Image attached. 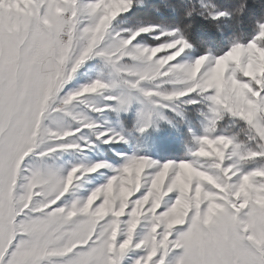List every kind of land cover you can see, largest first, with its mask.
<instances>
[{"label":"snow or ice","instance_id":"1","mask_svg":"<svg viewBox=\"0 0 264 264\" xmlns=\"http://www.w3.org/2000/svg\"><path fill=\"white\" fill-rule=\"evenodd\" d=\"M0 264H264V0H0Z\"/></svg>","mask_w":264,"mask_h":264}]
</instances>
